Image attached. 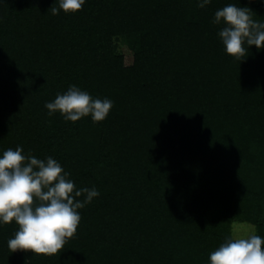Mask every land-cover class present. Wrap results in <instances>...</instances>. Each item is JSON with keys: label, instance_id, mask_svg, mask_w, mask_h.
<instances>
[{"label": "trees", "instance_id": "16d2710c", "mask_svg": "<svg viewBox=\"0 0 264 264\" xmlns=\"http://www.w3.org/2000/svg\"><path fill=\"white\" fill-rule=\"evenodd\" d=\"M6 2L0 154L52 156L100 195L55 256L11 252L18 226H0V264H209L232 224L264 237V51L227 55L212 22L229 3L264 20V0ZM73 84L114 102L104 121L47 114Z\"/></svg>", "mask_w": 264, "mask_h": 264}, {"label": "clouds", "instance_id": "9594fccd", "mask_svg": "<svg viewBox=\"0 0 264 264\" xmlns=\"http://www.w3.org/2000/svg\"><path fill=\"white\" fill-rule=\"evenodd\" d=\"M4 3L6 0H0V4ZM85 3L86 0H54L50 10L53 15L61 11L77 13ZM210 3L211 0H198V7L204 9ZM212 22L222 25L218 37L227 55L240 59L251 46L264 51V20L254 19L249 7L229 3L216 10ZM113 103L109 98L93 97L73 84L46 102L45 108L49 116L59 112L66 121L74 123L90 116L97 123L107 118ZM99 195L95 186L77 188L70 173L52 156L40 159L25 154L19 145L0 154V226L13 221L18 226L7 241L11 252L42 256L60 253L77 231L79 210ZM209 264H264V237L256 234L255 225L243 232L234 228L209 254Z\"/></svg>", "mask_w": 264, "mask_h": 264}, {"label": "rangeland", "instance_id": "374dc122", "mask_svg": "<svg viewBox=\"0 0 264 264\" xmlns=\"http://www.w3.org/2000/svg\"><path fill=\"white\" fill-rule=\"evenodd\" d=\"M116 47H117V51L123 56L124 58V64L125 66H130L132 63V53L129 50V48L127 46H125L122 42L117 41L116 42ZM250 226V224H242V223H235L232 224L230 227V234L232 233V230L234 228H239L241 232H243L244 230H246L248 227Z\"/></svg>", "mask_w": 264, "mask_h": 264}]
</instances>
